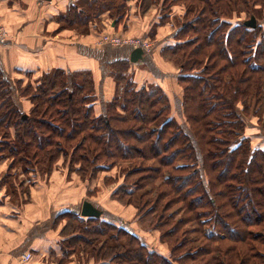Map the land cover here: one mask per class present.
I'll return each mask as SVG.
<instances>
[{
    "label": "trees",
    "instance_id": "obj_1",
    "mask_svg": "<svg viewBox=\"0 0 264 264\" xmlns=\"http://www.w3.org/2000/svg\"><path fill=\"white\" fill-rule=\"evenodd\" d=\"M153 9L148 36L161 37V57L179 67V108L161 83L127 73L126 61L111 66L116 91L100 114L90 69L17 80L0 68V137H13L21 159L44 173L61 160L94 175L127 163L120 181L108 175L105 184L118 183L112 198H136L169 254L125 223L68 214L82 239L107 235L99 245L82 240L96 264H264V141L251 138L243 116L264 100V24L247 27L243 14L259 19L264 0H80L60 18L83 26L109 13L125 33L131 16ZM76 250L61 248L59 263Z\"/></svg>",
    "mask_w": 264,
    "mask_h": 264
},
{
    "label": "crops",
    "instance_id": "obj_2",
    "mask_svg": "<svg viewBox=\"0 0 264 264\" xmlns=\"http://www.w3.org/2000/svg\"><path fill=\"white\" fill-rule=\"evenodd\" d=\"M76 1L0 0V25L11 33V39L0 44V68L11 79H21L27 72L38 73L54 68L90 69L97 77L98 94L109 97L115 89L114 83L112 89L108 85L110 80L113 82L111 66L116 61H126L130 68L140 73L141 77L137 76L139 81L152 77L161 84L165 83L164 88L170 92L173 86L178 87L176 69L163 60L157 43L144 62L132 63L131 49L97 45L99 35L103 31H113L115 21L103 18L100 24H95L96 29L91 24L82 33L62 26L59 17L65 15L68 6ZM151 12L139 19L132 16L125 33L148 36L147 29L155 21ZM166 28L168 35L174 31L169 25ZM116 30L123 33V25ZM104 101L102 99L99 104L100 108L95 107L96 114L103 112L107 102ZM180 103L181 96H175L178 108ZM75 188L60 173H52L49 182L45 180L30 185L19 196L5 193L0 185V264H60L58 246L68 238L65 236L67 216L74 213L81 217L84 202L80 204V195ZM119 218L123 219L122 216ZM27 253L32 254V259L24 261ZM63 264L81 263L69 257Z\"/></svg>",
    "mask_w": 264,
    "mask_h": 264
},
{
    "label": "rangeland",
    "instance_id": "obj_3",
    "mask_svg": "<svg viewBox=\"0 0 264 264\" xmlns=\"http://www.w3.org/2000/svg\"><path fill=\"white\" fill-rule=\"evenodd\" d=\"M78 1L80 0H77L76 2ZM154 10L155 9H153L151 14H153L154 17L156 18L158 13H156L155 12L156 10L155 11ZM109 17H110L109 13H104L100 16H91L89 20L86 19V21H84L83 26L67 25L66 22L62 20L60 17H59V22L64 27L75 28L78 30V32L82 33V32H86L88 28L91 27V24H93L92 26H94L96 29L95 24L98 25L100 24L101 19L103 18L110 19ZM249 18H250L249 15L243 14L244 20H248ZM257 20H258V24H261V25L264 24V11H262V15ZM0 27H3L6 30H8L3 25H0ZM150 27H148L147 29L148 34L150 32V29L152 28ZM113 31H117L115 27H113ZM106 32H110V31H105V32L103 31L99 35L97 45H100L101 37ZM9 35L11 39L10 31H9ZM147 37L151 39V37L149 36ZM154 41H156L160 49V47L162 46L161 45L162 39L158 40V37H157ZM163 60L166 63H169L170 65H172L174 69H176L175 76L179 75V71H178L179 67H176L174 63L168 60H165L164 58ZM116 68H117V65L115 66V69ZM127 73H130V75H134V76L136 74V76L141 77L140 73H138V71L134 70L133 68H129ZM16 79L18 80V78ZM37 79L34 81V78H33V80L31 79L30 81L34 83V82H37ZM95 80H96V85H97L96 89L98 91L97 77ZM137 80H138V77H137ZM172 81L174 83V79ZM140 82H143V83L148 82V84L160 83L152 77L150 78L146 77L143 81L140 78ZM26 83L28 82L25 81V84ZM113 83H114L115 89L113 91V94L110 95L109 97L107 95L106 97H103V94L99 95L97 92V99L95 100V103H94V105L97 106V108H100L99 104L102 102V99L105 101H109L111 99V96L113 97V95L115 94V91H116L115 79H113V82H111L110 80L108 85L112 89ZM164 84L165 83L162 84L163 88L165 87ZM177 84H178V81H177ZM169 94L171 96H174V98L175 96H180V86L178 85V87H175V88L173 86ZM22 105L24 106V108L22 107V110L25 113H28L29 108L31 107V105H29V102L24 101ZM243 116L247 123L248 134L251 136V138L253 140L258 139L259 141H264V100L259 106L251 110V114L249 116H245V115ZM22 157L23 155L18 154V150L15 147L13 137H8V136L0 137V165H4L2 168H0V185H3L5 189V193H8L13 196H19L20 194H23L24 192H26L28 188L30 187V185L35 184L39 181H45V180L49 182L51 179L52 173L53 174L60 173L62 176H64V178L66 179L68 183L76 187L75 191L79 192L80 199H81L80 204H82V202L86 200H90L94 202L98 206V208L100 207L105 211V213L103 211L104 213L103 218H107L108 220H113L119 223L120 222L125 223L126 226L132 227L133 230L135 229L140 235H142L144 241L147 242L151 247L152 246L153 248L155 247L158 252L164 255L169 254V249L165 245L160 244L157 231L154 230L147 223L149 219L144 218V221H142L139 218L138 214L140 212L142 214H145V212L142 211V208L140 209L137 208L138 201L136 200V198L133 201V205H128L126 200H122V199L117 200V198H112L111 195H113V192L116 190L118 183L109 184V185L105 184V177L108 175H112V177L114 178L116 177V179H118L119 181L123 178L122 169L126 167L127 165L126 162L120 163L119 165L117 164L114 170L110 169L111 171L110 170L107 171L105 169V170L100 171L98 175H94L92 174V171H91L92 169L90 171L88 169L83 170L82 168H84V165H70V162H66L65 164L64 161H63L64 163L63 164L61 160L60 162H58L57 165H54V168L52 169L50 173L49 172L44 173L43 171L44 165L37 164L36 160L35 161L32 160L30 162L22 160L21 159ZM106 167L108 166L106 165ZM135 194H138V193L136 192ZM79 211L80 209L78 210V212ZM121 216L123 217V219L119 218ZM83 219H86V218H83ZM79 225L80 224L78 220H72L67 216L65 236L68 238L62 243V246L60 245L61 243L59 244L58 249L60 252H61V248L63 249L64 252H68L70 248L76 247L77 250L72 255H70L71 257L79 260L81 264H85L87 262L88 264L90 263L96 264L95 259L94 257H92L91 252H90L93 246L92 247L90 246V248L86 250L87 252H85L84 249L86 246H85V242L82 240L89 239L90 242H92V238H93L95 241L93 245H99L105 242V240L107 239V235H103L102 237H98V239H95V236H90V235H87L85 232H83L85 239H82L81 237H79L80 233H78L80 230L75 229ZM82 225L83 227H88V225H90L92 228L95 227L94 224H89V223L82 224ZM110 234L111 232H109L108 235ZM75 235H78V236H75ZM62 254L63 253L61 252L60 257H62ZM60 259L61 258H59V260Z\"/></svg>",
    "mask_w": 264,
    "mask_h": 264
},
{
    "label": "built area",
    "instance_id": "obj_4",
    "mask_svg": "<svg viewBox=\"0 0 264 264\" xmlns=\"http://www.w3.org/2000/svg\"><path fill=\"white\" fill-rule=\"evenodd\" d=\"M10 39L9 31L3 27H0V43H5ZM112 45V46H128L132 48H142L146 52H152L155 47L153 41L143 38L129 35H122L115 32H106L102 35L100 45ZM24 261L32 259V254L27 253L23 257Z\"/></svg>",
    "mask_w": 264,
    "mask_h": 264
},
{
    "label": "water",
    "instance_id": "obj_5",
    "mask_svg": "<svg viewBox=\"0 0 264 264\" xmlns=\"http://www.w3.org/2000/svg\"><path fill=\"white\" fill-rule=\"evenodd\" d=\"M50 1V0H46ZM244 24L247 27L255 28L257 26V19L255 16H251L250 19L246 20ZM146 54L142 48H135L132 50L130 61L132 63L144 62ZM82 217H101L103 211L96 207L91 201H84L80 211Z\"/></svg>",
    "mask_w": 264,
    "mask_h": 264
}]
</instances>
